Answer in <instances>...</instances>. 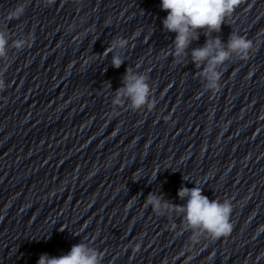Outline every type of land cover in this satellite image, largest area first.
Here are the masks:
<instances>
[{"label":"clouds","instance_id":"1","mask_svg":"<svg viewBox=\"0 0 264 264\" xmlns=\"http://www.w3.org/2000/svg\"><path fill=\"white\" fill-rule=\"evenodd\" d=\"M54 2L55 0H48L49 4ZM241 2L242 0H161L162 10L167 12L162 20L163 29L176 34L169 54L174 56L177 63L182 62L189 55L190 45L199 39L201 32L206 37H211L213 32L219 33L226 19L231 17ZM24 11L25 7L22 4L18 5L10 13V18H19ZM32 39L34 40V36ZM8 44L9 37L5 31L0 30V58L7 56ZM127 44V39L117 37L102 53L105 57L113 53L111 64L114 68L118 69L124 64L120 50L124 49ZM13 46L22 50L30 44L27 39H20L15 41ZM252 48L251 40L231 32L226 44L219 36L209 38L203 46L192 48L190 57L196 68H202L200 76L205 81L206 89L218 91L222 76L219 71L221 66L233 55L242 59L247 58ZM148 80L149 77L146 74L127 68L122 86L115 91L113 103L115 105L127 103L133 111L145 107L153 108L155 102L151 99L152 93ZM4 88V80L0 78V90ZM177 195L181 200L187 198L186 204L177 205L164 200L162 196L149 193L146 206L150 205L159 215L175 213L182 216L185 229L191 230L195 235L206 233L215 239L231 233L232 205L229 200L223 202L217 199L210 200L203 195V189L199 186L192 188L182 186ZM102 260L103 254L100 251L82 241L73 245L64 255L50 257L46 253L41 254L37 264H102Z\"/></svg>","mask_w":264,"mask_h":264}]
</instances>
